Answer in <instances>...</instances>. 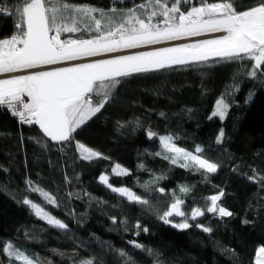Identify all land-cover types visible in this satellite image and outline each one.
<instances>
[{"label":"trees","instance_id":"1","mask_svg":"<svg viewBox=\"0 0 264 264\" xmlns=\"http://www.w3.org/2000/svg\"><path fill=\"white\" fill-rule=\"evenodd\" d=\"M4 2L11 6L16 0ZM69 2L108 10L131 8L145 0ZM257 2L239 0L242 6ZM189 6H200V0L182 10ZM15 21V16H0V37L11 36ZM80 35L65 33L61 39ZM253 63L210 59L122 78L115 100L74 134L75 141L102 154L91 160L80 158L75 141H51L39 125L20 124L7 109H0V264H23L2 252L5 242L35 261L44 258L53 264H79L86 259H93V264H126L128 257L134 264H255L256 250L264 246V187L259 179L248 177L264 176V78L259 72L258 78L243 74ZM220 98L229 105L225 118L209 119ZM221 128L224 136L217 143ZM149 130L156 135L149 138ZM160 136H171L178 147L193 154L199 146L202 158L219 165L217 171L181 167L165 159ZM117 164L127 170L126 175L113 172ZM101 175L113 187L147 199L152 208L113 192L100 182ZM26 180L56 198L57 204L51 205L38 193H28L67 229L50 225L17 202ZM181 187L189 191L181 192ZM221 191L217 204L231 216L205 211L195 220L188 219L191 227L177 229L156 213L170 209L178 198L183 201L180 210L190 216L195 208L204 211L206 204L210 206L207 198ZM137 223L148 231L137 229ZM197 224L211 231L204 232ZM50 250L75 256L59 261ZM121 250L126 257L119 254Z\"/></svg>","mask_w":264,"mask_h":264},{"label":"snow or ice","instance_id":"2","mask_svg":"<svg viewBox=\"0 0 264 264\" xmlns=\"http://www.w3.org/2000/svg\"><path fill=\"white\" fill-rule=\"evenodd\" d=\"M189 3L190 0H145L131 8L112 7L105 10L73 4L69 0H16L11 6L0 0V16L16 17L11 36L0 37V109H7L21 123L39 125L43 135L51 141L68 144L75 141L74 134L78 129L86 126L88 121L115 100L122 78L178 65L206 63L210 59L215 62L253 61L251 70L243 74L258 78L259 72L260 78H264V71H261L264 67V0L247 6H242L239 0L211 3L200 0V6L182 10V6ZM65 33L81 35L61 39ZM209 33L224 35L195 43L91 59ZM74 61L84 62L49 67ZM228 107L223 98L217 99L209 119L219 117L223 120ZM147 135L152 138L156 134L149 130ZM223 136L224 130L221 128L216 142L220 143ZM159 141L164 152L171 153L164 158L174 164L183 162L181 167L195 166L209 173L216 172L219 167L202 158L200 153L203 149L199 146L195 148L196 154H193L178 147L171 136H160ZM41 147L47 145L41 144ZM75 148L84 160L102 155L79 141H75ZM113 172L116 175L127 174V170L118 164ZM253 172L256 173V170L253 169ZM99 179L129 201L152 208L147 199L129 189L113 187L107 176L101 175ZM248 179H259L261 187H264V176L254 175ZM25 185V192L19 194L17 202L29 206L36 216L45 219L50 225L67 229L66 224L29 199L28 193H38L51 205L57 204L56 198L31 180H26ZM180 191L186 193L189 189L181 187ZM222 196L221 191L207 198L210 206L206 204L204 211L195 208L190 216L180 210L183 201L178 198L170 209L162 214L157 209L156 213L165 224L172 223L169 218L173 215L183 217L182 222L172 226L187 229L192 226L188 219L195 220L205 211L218 213L221 217L233 215L217 204ZM112 219L115 223V218ZM135 227L143 232L148 231L139 223ZM196 227L202 228L204 232L211 231V228L203 225L197 224ZM129 243L149 255L154 254L152 249L140 243ZM2 252L10 261L15 259L23 264H37L10 242L4 243ZM119 254L127 256L122 250ZM79 264H93V259L81 260ZM126 264H134L131 257H128ZM255 264H264V246L257 248Z\"/></svg>","mask_w":264,"mask_h":264},{"label":"rangeland","instance_id":"3","mask_svg":"<svg viewBox=\"0 0 264 264\" xmlns=\"http://www.w3.org/2000/svg\"><path fill=\"white\" fill-rule=\"evenodd\" d=\"M192 2H193V0H190V3L188 4V5H191L192 4ZM187 5V6H188ZM183 6H186V5H183ZM188 9H190V6L188 7ZM72 37V36H71ZM66 38H68V37H66ZM65 38V39H66ZM72 38H74V37H72ZM212 38H216V37H212ZM207 39V38H206ZM199 41V40H198ZM195 42H197V41H192V42H189V43H195ZM186 43V42H185ZM180 44H183V43H180ZM175 45H177V44H175ZM147 46V45H146ZM170 46H173V45H170ZM143 47V46H142ZM164 47V46H163ZM150 50H153V49H148V50H143V51H150ZM111 57V56H110ZM110 57H106V58H110ZM102 59V58H101ZM49 67H51V66H49ZM161 147H162V145H161ZM77 153H78V155L80 156V154H79V152L77 151ZM162 154H164V155H171V153H165L164 152V149H163V147H162ZM180 163H183V162H180ZM100 180V179H99ZM101 182V181H100ZM119 194V193H118ZM120 195V194H119ZM124 197V196H123ZM125 198H127V197H125ZM216 214H218V213H216ZM219 215V214H218ZM172 221V220H171ZM183 220H181V221H179V222H182ZM179 222H174V221H172V223L170 224V225H172V224H174V223H179ZM50 252V255H52V256H55V257H57L58 259H59V261H61V260H64V259H70V258H72V257H74L75 256V254L74 253H69V252H60V251H56V250H50L49 251ZM254 261H255V258H254ZM36 262H37V264H53L52 262H50V261H48V260H46V259H44V258H38L37 260H36Z\"/></svg>","mask_w":264,"mask_h":264},{"label":"bare ground","instance_id":"4","mask_svg":"<svg viewBox=\"0 0 264 264\" xmlns=\"http://www.w3.org/2000/svg\"><path fill=\"white\" fill-rule=\"evenodd\" d=\"M214 35L212 34H204L201 38L202 39H206V38H211ZM189 40H185V39H181L178 41H171V42H165L164 44L161 45H147V46H143L141 48L138 49H133V50H126L125 52H121V53H114V54H104L100 57H95V58H91V59H101V58H106V57H110L113 55H120V54H130L131 52H137V51H143V50H148V49H154L157 47H163V46H170V45H175V44H180V43H188ZM78 62H82V61H74V62H66V63H62V64H71V63H78Z\"/></svg>","mask_w":264,"mask_h":264},{"label":"built area","instance_id":"5","mask_svg":"<svg viewBox=\"0 0 264 264\" xmlns=\"http://www.w3.org/2000/svg\"><path fill=\"white\" fill-rule=\"evenodd\" d=\"M209 34H212V35H214L213 37H219V36H221V35H224V33H209ZM203 36V35H202ZM202 36H198V37H186V38H183V39H185V40H189L188 41V43L189 42H192V41H198V40H201L202 38ZM212 38V37H211ZM57 65H53V66H51V67H56ZM10 112V111H9ZM11 114V113H10ZM12 115V114H11ZM13 116V115H12ZM16 120H17V122H19L20 124H23V125H25V126H33V125H35V124H33V125H29V124H24V123H21L20 121H19V118L18 117H16V116H13Z\"/></svg>","mask_w":264,"mask_h":264},{"label":"crops","instance_id":"6","mask_svg":"<svg viewBox=\"0 0 264 264\" xmlns=\"http://www.w3.org/2000/svg\"><path fill=\"white\" fill-rule=\"evenodd\" d=\"M82 62H84V61H82ZM60 66H67V64H59L57 67H60ZM0 78H2V77H0Z\"/></svg>","mask_w":264,"mask_h":264}]
</instances>
